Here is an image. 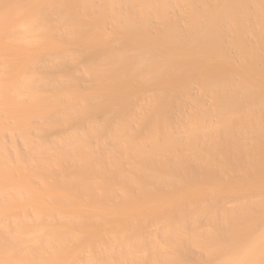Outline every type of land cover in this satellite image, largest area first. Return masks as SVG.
Segmentation results:
<instances>
[{
    "label": "bare ground",
    "instance_id": "obj_1",
    "mask_svg": "<svg viewBox=\"0 0 264 264\" xmlns=\"http://www.w3.org/2000/svg\"><path fill=\"white\" fill-rule=\"evenodd\" d=\"M0 264H264V0H0Z\"/></svg>",
    "mask_w": 264,
    "mask_h": 264
}]
</instances>
